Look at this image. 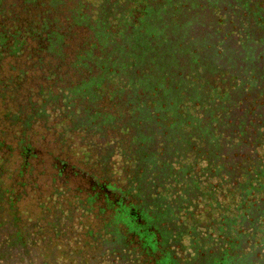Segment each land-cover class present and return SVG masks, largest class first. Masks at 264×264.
I'll use <instances>...</instances> for the list:
<instances>
[{
    "label": "trees",
    "instance_id": "16d2710c",
    "mask_svg": "<svg viewBox=\"0 0 264 264\" xmlns=\"http://www.w3.org/2000/svg\"><path fill=\"white\" fill-rule=\"evenodd\" d=\"M0 264H264V0H0Z\"/></svg>",
    "mask_w": 264,
    "mask_h": 264
},
{
    "label": "rangeland",
    "instance_id": "374dc122",
    "mask_svg": "<svg viewBox=\"0 0 264 264\" xmlns=\"http://www.w3.org/2000/svg\"><path fill=\"white\" fill-rule=\"evenodd\" d=\"M195 22V21H194ZM169 26V25H168ZM195 28L196 24L194 25L193 21L192 23H188L187 26H182V25H177V26H169L167 27V31L170 34H173V36H175L176 38H178L181 41H186L188 40L187 38H189V41H192V39H190L189 35L191 34L190 32H192L193 27ZM163 35V34H162ZM175 65V64H173Z\"/></svg>",
    "mask_w": 264,
    "mask_h": 264
}]
</instances>
